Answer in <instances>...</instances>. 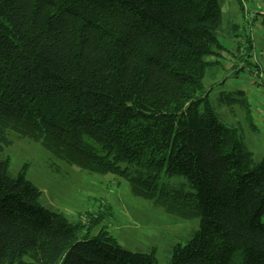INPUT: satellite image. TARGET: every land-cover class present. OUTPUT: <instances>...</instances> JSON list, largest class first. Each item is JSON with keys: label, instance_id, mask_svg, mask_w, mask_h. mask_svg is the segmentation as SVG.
Returning a JSON list of instances; mask_svg holds the SVG:
<instances>
[{"label": "trees", "instance_id": "obj_1", "mask_svg": "<svg viewBox=\"0 0 264 264\" xmlns=\"http://www.w3.org/2000/svg\"><path fill=\"white\" fill-rule=\"evenodd\" d=\"M222 17L219 0H0V145L27 139L199 218L167 264H264V156L253 159L204 87ZM25 171L13 177L0 159V264H158L154 251L83 235L39 203Z\"/></svg>", "mask_w": 264, "mask_h": 264}, {"label": "rangeland", "instance_id": "obj_2", "mask_svg": "<svg viewBox=\"0 0 264 264\" xmlns=\"http://www.w3.org/2000/svg\"><path fill=\"white\" fill-rule=\"evenodd\" d=\"M219 6L224 32L218 40L224 49L204 87L221 122L236 129L259 161L264 156V0H219ZM230 25L235 30L229 34ZM11 140L9 146L0 145V159L8 158L10 175L16 177L26 166V179L41 193L39 203L82 224V234L89 238L102 232L131 252L154 251L157 263L167 264L173 247L185 244L199 228V218L178 219L155 206V198L135 196L122 176L90 173L52 158L37 143L15 135ZM170 183L188 186L183 178Z\"/></svg>", "mask_w": 264, "mask_h": 264}]
</instances>
